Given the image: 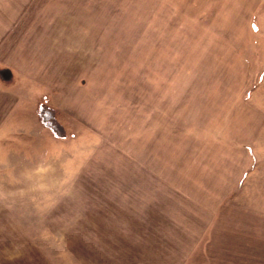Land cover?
Instances as JSON below:
<instances>
[{
    "label": "rangeland",
    "instance_id": "obj_1",
    "mask_svg": "<svg viewBox=\"0 0 264 264\" xmlns=\"http://www.w3.org/2000/svg\"><path fill=\"white\" fill-rule=\"evenodd\" d=\"M0 264H264V0H0Z\"/></svg>",
    "mask_w": 264,
    "mask_h": 264
},
{
    "label": "trees",
    "instance_id": "obj_2",
    "mask_svg": "<svg viewBox=\"0 0 264 264\" xmlns=\"http://www.w3.org/2000/svg\"><path fill=\"white\" fill-rule=\"evenodd\" d=\"M38 117L41 120V122L49 128L50 131H52L55 134H59V135L61 134L60 133L61 127L56 120L53 109L44 106L39 108Z\"/></svg>",
    "mask_w": 264,
    "mask_h": 264
}]
</instances>
